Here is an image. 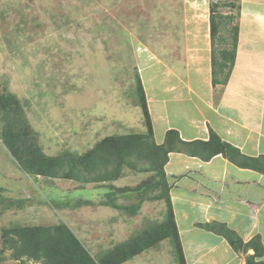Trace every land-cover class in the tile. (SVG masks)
<instances>
[{
	"label": "rangeland",
	"instance_id": "rangeland-1",
	"mask_svg": "<svg viewBox=\"0 0 264 264\" xmlns=\"http://www.w3.org/2000/svg\"><path fill=\"white\" fill-rule=\"evenodd\" d=\"M214 4L235 17L232 26L244 20L264 38V0H0V95L19 101L8 121L29 128L49 158L82 156L109 136L146 134L139 82L146 99L153 82L194 77ZM150 176L124 168L118 180L99 184L34 177L0 138V264H20L3 250V229L63 222L99 259L158 226L164 201L143 203L134 217L99 204L109 188H135ZM78 200L95 205L75 208ZM135 264L179 263L166 239Z\"/></svg>",
	"mask_w": 264,
	"mask_h": 264
},
{
	"label": "crops",
	"instance_id": "crops-1",
	"mask_svg": "<svg viewBox=\"0 0 264 264\" xmlns=\"http://www.w3.org/2000/svg\"><path fill=\"white\" fill-rule=\"evenodd\" d=\"M241 23L226 86L212 84L211 43L206 39L203 57L192 62L201 66L192 71L193 78L163 79L145 90L157 144L169 130H176L185 142L208 141L212 130L245 156L264 155V44L258 46L264 38L254 36L244 20ZM165 172L186 264H246L255 254L253 249L234 251L223 236L201 227L206 223L225 224L244 244L260 236L264 249L262 174L237 167L222 155L203 161L183 153L169 154ZM140 258L141 254L123 264Z\"/></svg>",
	"mask_w": 264,
	"mask_h": 264
},
{
	"label": "trees",
	"instance_id": "trees-1",
	"mask_svg": "<svg viewBox=\"0 0 264 264\" xmlns=\"http://www.w3.org/2000/svg\"><path fill=\"white\" fill-rule=\"evenodd\" d=\"M217 7V4L211 6L209 17L214 87L227 85L235 65L239 41V25L232 26L235 17L232 14L217 13ZM222 32L228 35H222ZM218 43L228 47L218 49ZM217 51L220 56L216 55ZM138 88L142 96L141 107L147 128L146 134L106 137L90 151L78 157L66 154L49 158L44 155L29 128L14 129L8 121L10 110L19 107L18 99L11 94L0 95V110L6 114L3 115L0 138L26 174L82 184H99L118 180L124 168L150 173L151 176L135 188H109L105 199L99 204L123 211L131 217L136 216L147 201H164L167 211L163 223L147 229L99 259L90 254L73 230L63 222L52 226L3 229V250L11 251L12 257L20 264H123L166 239L174 246L177 262L186 264L170 197L171 186L165 172L169 154L183 153L203 161H210L213 157L222 155L237 167L254 170L264 176V155L256 158L245 156L239 149L223 142L212 130L208 141L192 142L183 141L176 130H169L163 143L157 144L141 82ZM120 199L127 203H119ZM12 204L16 205L15 202ZM94 205L89 200H78L73 206L77 208ZM64 206L71 207V204ZM201 227L223 236L236 252L253 249L255 254L247 258L246 264H264V249L260 236L244 244L225 224L212 222L202 224Z\"/></svg>",
	"mask_w": 264,
	"mask_h": 264
}]
</instances>
